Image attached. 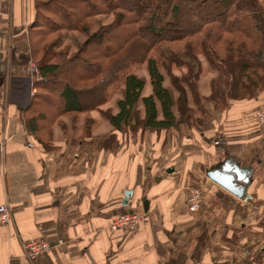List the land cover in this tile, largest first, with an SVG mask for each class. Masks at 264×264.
I'll return each mask as SVG.
<instances>
[{"label":"crops","instance_id":"1","mask_svg":"<svg viewBox=\"0 0 264 264\" xmlns=\"http://www.w3.org/2000/svg\"><path fill=\"white\" fill-rule=\"evenodd\" d=\"M34 8L35 0H0V205L10 209L0 226V264H264V124L254 119L263 92L216 108L203 99L215 76L206 70L209 88L200 92L198 82L202 111L190 125L132 134L93 111L90 133L84 114L64 116L44 147L18 99L7 96L9 83L29 72L20 44ZM110 135L113 145L100 146ZM227 167L245 173L246 198L208 177ZM194 188L202 199L192 212ZM125 211L148 220L111 230ZM35 238L50 250L32 263L23 243Z\"/></svg>","mask_w":264,"mask_h":264},{"label":"trees","instance_id":"2","mask_svg":"<svg viewBox=\"0 0 264 264\" xmlns=\"http://www.w3.org/2000/svg\"><path fill=\"white\" fill-rule=\"evenodd\" d=\"M108 15L111 21L98 23V17ZM29 24L28 52L41 80L21 115L44 147L64 116L84 114L90 133L93 111L113 130L132 134L190 125L202 111L201 59L221 80L219 87L212 80L210 95L203 98L216 108L264 94L261 0H35ZM64 32L87 37L70 53L63 47ZM78 63L84 68L77 69ZM133 66L145 67L149 94L143 95L146 78L130 70ZM162 70L176 96L164 84ZM117 78L122 86L114 113L101 106ZM113 143L114 135L99 141L102 147Z\"/></svg>","mask_w":264,"mask_h":264},{"label":"rangeland","instance_id":"3","mask_svg":"<svg viewBox=\"0 0 264 264\" xmlns=\"http://www.w3.org/2000/svg\"><path fill=\"white\" fill-rule=\"evenodd\" d=\"M261 1L264 4V0H261ZM98 20H99L98 23H100V22L106 23V22L111 21L112 19H111V16L108 15V16H100V17H98ZM29 25L26 26V29ZM117 35L112 36L116 40V42L120 40V36H117ZM62 36H63L62 38H64L63 47L68 46L66 48L70 49V53L75 52L81 46V44L83 43V41L87 37V36L82 35V34L65 33V32H64V35H62ZM24 38L26 41L24 40ZM27 40H28V36H23V42L20 44V47H21V49L25 48L26 53L28 54L27 58L24 57L23 59H24V61L27 62L29 72L26 75L18 76L21 78L16 77V79H13L12 83L11 84L9 83L10 86L8 85V89H7V91H8L7 96L16 97L18 99V103H19L18 105L21 106L22 109L28 105V103L30 102V98H32L36 94V89H35L36 83L40 82V80H41V77L36 72L35 64L29 55L28 41ZM18 46H19V44H18ZM201 64H202V67L204 70H203V74L201 75V78L199 80V91L200 92L204 91V89H206V88L207 89L209 88V81L207 80L206 70H207V73L211 72V73L215 74L214 79L218 77V73L216 71L212 70L207 65V63L204 59H201ZM76 66H77V69L84 68V64H82V63H78V64H76ZM30 70H33V71L30 73ZM130 70H133L137 74L144 76L146 78V84L144 86L143 95L149 94L150 93V83H149V80L147 77L145 67L139 66L136 68L135 66H133V67H131ZM180 72L181 71L179 69H174L175 74L179 75ZM163 73L165 75L164 84L172 90L173 88H172V85L170 83V79H169L168 75L164 71H163ZM218 79L219 78H217L216 80H218ZM121 86H122L121 80H119L118 78L112 80L111 84L107 87L106 102L101 106V108H103V109L110 108L112 110V112H114V113L116 112L117 109H116L115 101L117 100L118 97H120ZM174 91H173L174 96H176V93ZM24 92H26V96H24ZM29 94H32L31 97H29L30 96ZM92 113L93 114L96 113V116L98 114L97 112H92Z\"/></svg>","mask_w":264,"mask_h":264},{"label":"built area","instance_id":"4","mask_svg":"<svg viewBox=\"0 0 264 264\" xmlns=\"http://www.w3.org/2000/svg\"><path fill=\"white\" fill-rule=\"evenodd\" d=\"M254 119L258 125L264 124V99L254 111ZM202 199L200 188H194L188 198L187 203L190 211L195 212L199 208ZM148 217L136 212L125 211L112 218L109 223L111 230H134L139 224L146 222ZM10 222V209L7 204L0 205V226ZM50 250L49 243L43 238L27 239L23 243L24 256L32 263Z\"/></svg>","mask_w":264,"mask_h":264},{"label":"water","instance_id":"5","mask_svg":"<svg viewBox=\"0 0 264 264\" xmlns=\"http://www.w3.org/2000/svg\"><path fill=\"white\" fill-rule=\"evenodd\" d=\"M172 169H167L166 173L171 172ZM230 172V173H229ZM244 172L237 167H227L222 171H210L208 172V177L214 182L218 183L228 192L233 194L238 198H246V186L244 184L248 183L247 177L244 176ZM130 195L129 191L125 192V197L123 198V204L127 203V199Z\"/></svg>","mask_w":264,"mask_h":264}]
</instances>
